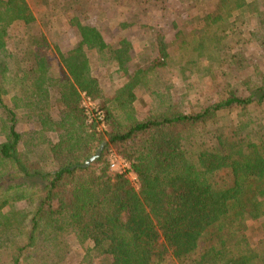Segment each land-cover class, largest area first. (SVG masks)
Returning a JSON list of instances; mask_svg holds the SVG:
<instances>
[{
    "label": "trees",
    "instance_id": "trees-1",
    "mask_svg": "<svg viewBox=\"0 0 264 264\" xmlns=\"http://www.w3.org/2000/svg\"><path fill=\"white\" fill-rule=\"evenodd\" d=\"M190 1L212 8L201 27L177 32L189 50L182 73L213 77L211 65L223 66L229 81L215 99L190 108L169 99L140 117L138 87L169 61L163 38L161 60L107 92L95 69H124L129 39L109 43L73 16L76 42L54 48L32 30L30 0H0V264H83L91 253L105 264H264V68L245 53L252 45L264 61V1ZM86 98L98 101L105 131ZM20 108L49 142L51 168L23 140ZM105 140L101 157L82 166ZM110 149L130 162L137 184L110 169Z\"/></svg>",
    "mask_w": 264,
    "mask_h": 264
},
{
    "label": "rangeland",
    "instance_id": "rangeland-1",
    "mask_svg": "<svg viewBox=\"0 0 264 264\" xmlns=\"http://www.w3.org/2000/svg\"><path fill=\"white\" fill-rule=\"evenodd\" d=\"M30 2L37 15V22L32 26V30L35 34H42L48 38L54 48L58 45L66 51L76 42V27L70 23V18L73 16H77L84 23L98 27L109 43L116 45L122 38L131 41V61L124 69H118L116 66H97L95 69L107 92H112L115 86L122 85L138 67L148 69L155 59L161 60L159 38L166 41L170 53L169 61L166 65L149 70L144 81L149 82V86L142 84L137 89L136 108L140 117L159 110L169 99L178 101L187 108L205 99H215L229 81L224 75L223 66L211 65L216 77L203 72L182 73V65L186 66L184 61L188 58L186 55L189 50L187 47H182L180 41L184 37H180L177 32L182 31V34L185 33L184 36H187L195 28L201 27L205 13L212 6L190 0H40V2L30 0ZM13 32L10 41L18 45L20 33L13 34ZM251 46L248 45L245 52L247 64L260 62L264 68V61L261 60L255 47ZM17 53L18 51L14 52V55ZM53 58L58 59L55 56ZM16 61L18 60L14 58L11 65ZM208 62L201 60L200 68L206 70V66L209 67ZM224 68L229 69L226 66ZM12 85L8 84V87L11 88L9 98L13 99L15 90L12 89ZM83 104L88 110L96 108L101 110L104 115L98 101L86 98ZM17 112L19 130L23 140H29L32 145L33 157L39 159L47 168H51L50 145L46 142V137L43 139L29 109L20 108ZM220 124L226 131L230 130L232 125L229 119L221 120ZM98 128L105 131L106 124ZM44 136H47L49 141L56 138L48 132ZM111 152L117 151L110 149ZM110 169L116 171L111 166ZM130 177L137 184V177L132 174ZM22 205L17 204L19 207ZM74 248V258L79 262L82 260L84 250L78 244H75ZM82 263L105 264L106 262L95 253H91L88 260Z\"/></svg>",
    "mask_w": 264,
    "mask_h": 264
},
{
    "label": "built area",
    "instance_id": "built-area-1",
    "mask_svg": "<svg viewBox=\"0 0 264 264\" xmlns=\"http://www.w3.org/2000/svg\"><path fill=\"white\" fill-rule=\"evenodd\" d=\"M88 114H89L90 120L97 118V120L100 123L99 127L105 126L104 120H103L104 115L101 110L97 108L95 110L91 109V110H88ZM109 160H110V166L112 169H115L116 171H119V172H127L136 177V175L131 171L130 162L127 159H125L123 156L119 155L117 152H111Z\"/></svg>",
    "mask_w": 264,
    "mask_h": 264
},
{
    "label": "water",
    "instance_id": "water-1",
    "mask_svg": "<svg viewBox=\"0 0 264 264\" xmlns=\"http://www.w3.org/2000/svg\"><path fill=\"white\" fill-rule=\"evenodd\" d=\"M107 145V141H103L100 146L96 149L95 154H93L92 156H90L89 158H87L81 165L84 167L89 166L91 163H93L94 161L98 160L101 155L102 152L104 150V148Z\"/></svg>",
    "mask_w": 264,
    "mask_h": 264
}]
</instances>
